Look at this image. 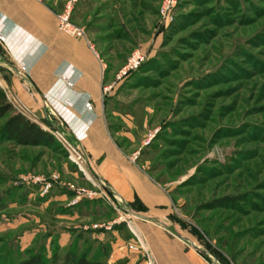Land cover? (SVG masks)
<instances>
[{"label":"rangeland","instance_id":"374dc122","mask_svg":"<svg viewBox=\"0 0 264 264\" xmlns=\"http://www.w3.org/2000/svg\"><path fill=\"white\" fill-rule=\"evenodd\" d=\"M43 1L56 16L69 0ZM161 1L73 3L70 19L94 44L103 85L113 84L104 96L110 130L162 185L174 228L206 259L264 264V0H177L168 19ZM135 49L144 61L119 76ZM0 54L10 101L62 135L51 146H22L0 134V264L32 255L48 263L74 248L112 263L114 251H136L124 234L129 211L70 159L73 143L49 108L33 110L10 89L3 75L13 71L1 44ZM36 176L51 187L44 191ZM79 189H101L110 202L97 194L71 204ZM117 235L126 242L118 245Z\"/></svg>","mask_w":264,"mask_h":264},{"label":"crops","instance_id":"0c3cea01","mask_svg":"<svg viewBox=\"0 0 264 264\" xmlns=\"http://www.w3.org/2000/svg\"><path fill=\"white\" fill-rule=\"evenodd\" d=\"M67 35L58 31L54 8L45 1L0 0V44L13 67L7 85L33 110L48 107L64 124L93 177L129 207L130 235L124 234L136 243L135 231L144 250L138 244L136 251L122 247L111 262L128 258L125 264H212L174 228L171 201L162 185L114 139L100 60L83 39ZM116 237L118 245L126 242Z\"/></svg>","mask_w":264,"mask_h":264},{"label":"trees","instance_id":"16d2710c","mask_svg":"<svg viewBox=\"0 0 264 264\" xmlns=\"http://www.w3.org/2000/svg\"><path fill=\"white\" fill-rule=\"evenodd\" d=\"M1 57V54H0ZM7 64L12 68L9 60ZM0 71H6L4 65H0ZM6 68V66H5ZM3 79L6 82H10L7 75H3ZM106 97H104V100ZM52 113H50L51 115ZM55 120H58L62 125V132L69 138L64 124L57 118L54 114ZM0 119H3V123L0 127L1 136L10 142H14L22 146H51L55 142L54 135L49 131L44 129L41 125L31 120L27 115L19 111L15 105L8 98L6 91L0 85ZM40 121L50 128L53 124L46 117H41ZM101 185L112 195L113 192L102 182ZM125 211H130L126 204H123ZM212 264H218L219 261L210 260ZM220 262V261H219ZM19 264H115L107 263L106 260L102 259H89L85 254L79 253L77 249H66L65 252L57 256V252L54 253L52 259L47 263L41 255H32L28 259L21 261Z\"/></svg>","mask_w":264,"mask_h":264},{"label":"built area","instance_id":"2783aa9c","mask_svg":"<svg viewBox=\"0 0 264 264\" xmlns=\"http://www.w3.org/2000/svg\"><path fill=\"white\" fill-rule=\"evenodd\" d=\"M75 1L76 0H69L65 4L64 8L62 9V11L61 12L59 11L56 14L57 29L61 33H65V34L71 35L73 37H76V38H79V39H83L85 41L86 45L88 46V48L95 55V57L99 58L98 53H97V51H96V49L94 47V44L89 40V38L87 37L85 31L81 27H79V26L75 25L74 23H72V21L70 19L71 12H72V9H73V3ZM176 2H177V0H162L161 1L159 12H160V15H161L162 18H164V19H168L169 18V16H170V14H171ZM144 58H145V54L141 50L135 49L131 53V55H130L125 67L121 70L119 76L124 75V74L136 69L144 61ZM112 87H113V84L103 85L102 86V95L105 96L110 91V89ZM53 135L56 136L57 138H62V135H61L60 132L56 133V134H53ZM70 146H71V149L67 148V150L69 151L70 159L75 164H77L82 170H84L86 172V166L87 165H86V163L84 161V157H83L82 153L80 152V150L75 145H73V146L70 145ZM135 158H136V156L133 157V159H135ZM52 178L57 179L58 176L53 174ZM37 181H44V191H47L51 187V182L48 179H43L42 177L36 176L34 178V182H37ZM97 194H99V195L102 194V196H104L105 198L108 199V197H107L108 193L103 191V190H101V189H100L99 192L92 191V190H87V189H79L77 191V194H76L75 198L72 199L71 204L77 203L80 200L81 197L92 198V197L96 196ZM108 202H110L109 199H108ZM126 222H127L128 227L131 229L129 222L128 221H126ZM132 232H133V235H134V239L136 240V243L141 247L142 250H144V245L141 243L138 234L135 231H133V230H132ZM147 264H152V262L150 261Z\"/></svg>","mask_w":264,"mask_h":264}]
</instances>
